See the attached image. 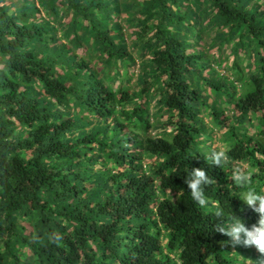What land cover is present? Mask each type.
<instances>
[{"label":"trees","instance_id":"1","mask_svg":"<svg viewBox=\"0 0 264 264\" xmlns=\"http://www.w3.org/2000/svg\"><path fill=\"white\" fill-rule=\"evenodd\" d=\"M236 167L264 194V0H0V264H256Z\"/></svg>","mask_w":264,"mask_h":264},{"label":"clouds","instance_id":"2","mask_svg":"<svg viewBox=\"0 0 264 264\" xmlns=\"http://www.w3.org/2000/svg\"><path fill=\"white\" fill-rule=\"evenodd\" d=\"M228 156L225 150L212 151L205 161L210 164H216L223 167L228 163ZM235 186L243 189L238 194L239 198L245 205L250 207L258 214V220L255 223L247 224L246 220L236 214H225L215 204L212 207L216 208L213 215L216 218L223 217L222 222L215 225V231L226 235L228 243L233 247H255V249L264 257V194L257 192L250 185V174H246L240 167L233 169L231 174ZM184 182L187 184L190 196L194 203L209 211V201L204 195V186L213 183L212 179L206 175L202 168H192L184 177ZM168 195L171 196L170 192ZM180 193H177V197ZM256 264H264V258L256 260Z\"/></svg>","mask_w":264,"mask_h":264},{"label":"rangeland","instance_id":"3","mask_svg":"<svg viewBox=\"0 0 264 264\" xmlns=\"http://www.w3.org/2000/svg\"><path fill=\"white\" fill-rule=\"evenodd\" d=\"M131 31V28H127V29H125V36H126V38L128 39V40H130L131 39V37H130V32ZM214 31H216V29H215V27H214ZM210 51L211 50H213V47H209L208 48ZM214 51V50H213ZM212 52V51H211ZM227 54H224V57L226 56ZM238 58H240V57H238ZM131 82V81H130ZM129 82V83H130ZM153 109V108H152Z\"/></svg>","mask_w":264,"mask_h":264}]
</instances>
